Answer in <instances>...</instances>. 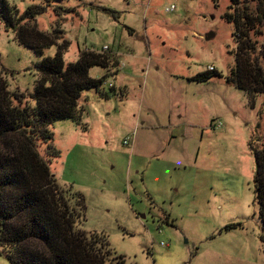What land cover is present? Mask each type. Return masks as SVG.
Segmentation results:
<instances>
[{"label":"rangeland","instance_id":"374dc122","mask_svg":"<svg viewBox=\"0 0 264 264\" xmlns=\"http://www.w3.org/2000/svg\"><path fill=\"white\" fill-rule=\"evenodd\" d=\"M49 1L9 3L21 14L47 6L36 22L43 33L62 30L60 44L70 42L66 64L87 50L119 64L90 71L94 79L110 74L100 88L108 97L84 92L79 125L54 122L53 139L39 146L58 183L85 196L81 229L106 235L126 264H264L254 185L264 96L252 108L227 81L236 57L234 27L224 18L230 0ZM39 60L0 23L10 91L34 92ZM212 68L223 77L192 80ZM54 150L58 157L50 158ZM5 253L0 247V264H10Z\"/></svg>","mask_w":264,"mask_h":264},{"label":"trees","instance_id":"16d2710c","mask_svg":"<svg viewBox=\"0 0 264 264\" xmlns=\"http://www.w3.org/2000/svg\"><path fill=\"white\" fill-rule=\"evenodd\" d=\"M9 1L0 0V23L41 60L37 63L39 78L29 97L19 90L10 91L8 74L0 61V247L10 264H126L106 235L81 229L87 210L85 196L61 186L39 151L40 145L53 139L54 122L72 120L79 125L84 92L96 90L108 97L100 88L110 74L94 79L90 71L101 68L109 72L119 64L106 53L90 50L80 53L76 63L66 64L64 55L70 42L60 44L62 30L43 33L36 22L47 6L33 5L21 14ZM230 4L224 18L234 27L236 57L235 70L227 81L244 91L255 108L256 99L264 96V45L259 47L254 40L257 34L264 35V0H230ZM56 9L64 14L75 12L74 8ZM129 32L133 34L131 29ZM54 46L58 49L55 56L43 57ZM215 77L223 75L213 69L192 80L208 83ZM58 154L54 150L50 158ZM255 156V196L264 243V142L255 149Z\"/></svg>","mask_w":264,"mask_h":264},{"label":"built area","instance_id":"2783aa9c","mask_svg":"<svg viewBox=\"0 0 264 264\" xmlns=\"http://www.w3.org/2000/svg\"><path fill=\"white\" fill-rule=\"evenodd\" d=\"M173 9H174V7L172 6L171 8H169V9L167 10V12H170V11H172ZM104 50H105V52H106V51H107V52L109 51V49L107 48V46L105 47ZM212 70H213V68H212ZM111 88H113V87H111ZM124 145H125V146H129V142H128V141H125V142H124Z\"/></svg>","mask_w":264,"mask_h":264},{"label":"water","instance_id":"95a60500","mask_svg":"<svg viewBox=\"0 0 264 264\" xmlns=\"http://www.w3.org/2000/svg\"><path fill=\"white\" fill-rule=\"evenodd\" d=\"M215 37V33L214 32H212V33H208L207 35H206V39L205 40H208V41H210V40H212L213 38Z\"/></svg>","mask_w":264,"mask_h":264},{"label":"clouds","instance_id":"9594fccd","mask_svg":"<svg viewBox=\"0 0 264 264\" xmlns=\"http://www.w3.org/2000/svg\"><path fill=\"white\" fill-rule=\"evenodd\" d=\"M121 67V66H120Z\"/></svg>","mask_w":264,"mask_h":264}]
</instances>
